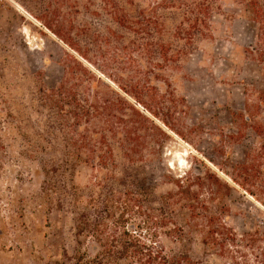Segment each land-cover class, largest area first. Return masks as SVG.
<instances>
[{"label":"trees","instance_id":"trees-1","mask_svg":"<svg viewBox=\"0 0 264 264\" xmlns=\"http://www.w3.org/2000/svg\"><path fill=\"white\" fill-rule=\"evenodd\" d=\"M54 1L69 9L66 26L57 27L72 53L63 61L61 84L36 93L40 131L27 155L41 164L49 209L72 216L77 245H94V255L77 256L76 263L195 264L175 220L181 205L192 224L200 217L193 200L198 194L186 185L190 179L178 178L176 190L159 195L145 173L161 162L167 133L160 123L168 127V116L178 110L175 92L162 93L154 83L167 84L168 72L213 39V20L223 14L220 0ZM230 1L255 28L247 53L264 77V0ZM75 30L76 41L70 38ZM92 57L122 76L106 74ZM251 111L247 105V124ZM251 128L258 138L253 166L264 170V120ZM83 167L91 177L80 186L75 179ZM201 229L208 249L225 253L237 243L221 219L206 216ZM144 230L145 236L138 234ZM163 237L176 242V251H167Z\"/></svg>","mask_w":264,"mask_h":264},{"label":"rangeland","instance_id":"rangeland-1","mask_svg":"<svg viewBox=\"0 0 264 264\" xmlns=\"http://www.w3.org/2000/svg\"><path fill=\"white\" fill-rule=\"evenodd\" d=\"M220 4L213 39L168 72L167 84L154 83L162 93L175 92L178 110L168 116V127L160 123L167 133L161 162L145 174L159 195L176 190L178 178L190 179L186 185L198 194L193 200L200 217L192 224L181 205L175 220L195 264H264V170L253 166L258 138L251 128L264 120V96H257L264 77L247 53L255 39L253 24L230 0ZM68 10L54 0H0V264H77V256L94 255L92 243L77 245L72 216L49 209L41 164L27 155L40 131L36 93L61 84L63 61L72 53L57 27L66 26ZM77 32L70 38L76 41ZM92 58L103 68L102 60ZM106 66V74L122 76ZM125 97L144 110L133 96ZM245 163L247 170L240 168ZM90 177L83 167L75 182L83 186ZM206 216L221 219L237 237L227 252L203 245ZM130 230H136L133 224ZM161 241L168 252L176 251L175 241Z\"/></svg>","mask_w":264,"mask_h":264}]
</instances>
